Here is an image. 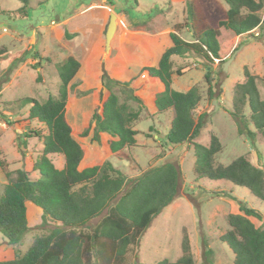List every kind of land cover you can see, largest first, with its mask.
I'll return each mask as SVG.
<instances>
[{"label":"rangeland","instance_id":"rangeland-1","mask_svg":"<svg viewBox=\"0 0 264 264\" xmlns=\"http://www.w3.org/2000/svg\"><path fill=\"white\" fill-rule=\"evenodd\" d=\"M190 1L34 0L26 18L0 15V47L6 46L8 50V56L0 61V151L6 163V167L0 170V193L8 184L7 172H12V179L18 169L30 172L32 179L38 178L32 168L43 152V144L35 137L27 138V133L38 131L47 135L48 130L43 124L28 120L31 105L27 99L44 103L50 97H57L61 84L58 66L73 56L80 61L81 68L74 80L76 88L68 97L66 119L73 137L86 152L82 167L101 166L109 161L129 182L147 170L167 163L178 164L181 170L177 199L153 220L139 243L132 248L128 263L176 262L183 255L182 242L187 238L195 264H234V253L221 240L230 230L227 218L230 214H242L240 202L264 216V203L245 188L224 181L197 179L194 147L173 146L166 140L172 112L152 115L154 98L164 91V87L146 73L141 74V70L157 60L170 44L168 36L174 26L186 23ZM196 1L207 19L217 21L224 17L227 7L222 0ZM261 1L264 4V0ZM21 7L22 3L17 0H0V12H14ZM112 12L118 17L117 29L111 49L106 53L105 35ZM224 32L220 42L224 54H221V60H215L211 65L217 76L222 72L217 79L218 83L221 80L217 87L218 100L209 101L208 84L204 78L207 66L195 55L173 60L174 69L185 68L187 71L181 77H174L172 88L184 92L193 87L199 89L202 101L195 119L203 114L208 116L206 127L196 142L206 146L211 134L219 138L222 150L216 156V164L229 165L245 156L258 166V153L264 157V136L258 135L254 143L241 136L230 111L234 87L244 81L245 69L263 79L259 82V89L264 97V38L235 37L229 31ZM181 36L192 41L186 28ZM238 44L242 45L234 52ZM222 60L226 61L220 65ZM104 72L114 79L131 82L146 107L134 124L138 131L137 146L118 154L110 152L112 138L109 135H102L100 144L91 143L94 114L102 113L108 97L102 87ZM84 92L89 94L82 95ZM246 113L250 115L248 109ZM90 127L89 136L81 138ZM51 159L56 166H63L62 156ZM128 185L122 193L130 187ZM218 193L223 196L217 197ZM250 220L257 228L262 226L258 220ZM27 221L31 231L22 245L13 248L14 253L26 251L35 237L48 234L54 226L49 223L41 229L43 211L32 203L27 204ZM99 221L95 220L91 227ZM3 242L6 239L0 233V248L6 251L5 256L0 252L3 253L0 262L9 261L10 257Z\"/></svg>","mask_w":264,"mask_h":264},{"label":"trees","instance_id":"trees-1","mask_svg":"<svg viewBox=\"0 0 264 264\" xmlns=\"http://www.w3.org/2000/svg\"><path fill=\"white\" fill-rule=\"evenodd\" d=\"M17 1L22 3L20 9L2 11L0 15L28 17L29 6L34 0ZM222 1L227 7L224 17L214 21L205 17L196 0H191L186 23L176 24L170 33L171 47L164 51L157 67H145L141 74L146 73L164 87V91L154 98L152 115L172 112L166 140L173 146L194 147L197 179L224 181L245 188L264 203L262 154L258 153V166L245 156L238 157L229 165L216 164V156L222 150L219 138L211 134L206 146L196 142L206 127L208 116L203 114L195 119V112L202 101L199 89L193 87L184 92L172 88L174 77H181L187 71L185 68L174 69L173 60L195 55L207 66L204 78L208 84L209 101L218 100L217 87L221 83L218 80L222 72L217 76L211 65L215 60H221L220 56L224 54L220 46L224 31L235 37L250 35L256 39L264 38V4L261 0ZM185 28L192 41L182 38L181 32ZM241 45L238 44L234 52ZM6 56V46L0 47V61ZM225 61H220V65ZM80 68L81 63L69 56L58 66L61 83L58 96L50 97L44 103L27 99L31 105L28 120L43 124L48 134L42 135L38 131L27 133V138L35 137L43 144V152L32 168V172L38 175L37 179H32L31 173L22 169L15 171L14 179L12 172L6 174L8 184L0 193V233L7 245L14 248L22 245L31 231L27 221V203L43 211L41 229L49 223L54 226L48 234L35 237L24 253L15 251L13 260L0 264H129L132 248L139 243L153 220L177 199L182 178L178 164L167 163L151 168L130 182L109 161L101 166L82 167L86 152L73 137L66 119L68 97L76 88L72 82ZM262 81L245 69L244 81L236 84L233 90L230 115L238 125V133L252 143L258 135L264 136V97L259 89ZM102 87L108 92V97L102 113L94 114L91 143L100 144L101 136L109 135L112 138L109 141L110 152L118 154L137 146L138 131L134 124L146 107L131 82L114 79L104 72ZM87 94L89 92L82 93ZM90 132L91 127L83 132L81 138H87ZM56 155L63 157V169H58L52 161ZM5 167L0 151V170ZM128 184L130 187L122 193ZM221 195L223 193H218L217 197ZM227 197L236 200L231 195ZM239 208L242 214L228 216L230 230L221 240L234 253V264H264V216L242 202ZM250 218L258 220L262 226L257 228ZM97 219L100 221L91 227ZM182 252V257L176 262L164 260L159 264H195L187 238L182 242Z\"/></svg>","mask_w":264,"mask_h":264},{"label":"water","instance_id":"water-1","mask_svg":"<svg viewBox=\"0 0 264 264\" xmlns=\"http://www.w3.org/2000/svg\"><path fill=\"white\" fill-rule=\"evenodd\" d=\"M10 27V26H8ZM117 29V15L115 13H111V17H110V23L108 26V29L106 31V35H105V47H106V53H109L110 49H111V43L113 40V37L115 35Z\"/></svg>","mask_w":264,"mask_h":264},{"label":"crops","instance_id":"crops-1","mask_svg":"<svg viewBox=\"0 0 264 264\" xmlns=\"http://www.w3.org/2000/svg\"><path fill=\"white\" fill-rule=\"evenodd\" d=\"M114 13V12H113ZM117 15V14H116ZM118 18V17H117ZM11 27V26H10ZM168 37H170V34H169V36ZM171 40V39H170ZM172 42H170V44L168 43V46H167V48L166 49H168L169 47H171V44ZM166 49H164L161 53H160V55L158 56V58H157V60H155L152 64H150L149 65V67H157L158 66V63H159V61H160V58H161V56H162V54L164 53V51L166 50ZM68 58V57H67ZM75 58V57H74ZM78 60V59H77ZM79 61V60H78ZM80 62V61H79ZM76 78V77H75ZM75 80V79H74ZM124 82V81H123ZM72 83H74V81L72 82ZM71 83V84H72ZM103 135H106V134H103ZM106 136H108V135H106ZM86 162V161H85ZM85 162H83V164L85 163ZM63 166H64V163H63ZM63 166H57V168L58 169H63ZM88 167V166H87ZM87 167H85V168H87ZM19 170V169H18ZM17 171V170H16ZM28 204V203H27ZM27 204H26V207H27ZM40 215V214H39ZM7 242V241H6ZM6 242H3V245H5V247L7 248V250L9 251V260H13L14 258H15V253H14V250H13V248L14 247H11V246H9V245H7V243ZM5 248V249H6ZM0 252H3L4 253V256H5V252L6 251H3V250H1V248H0ZM25 252V251H24ZM23 252V253H24ZM3 253H0L1 255H3ZM8 253V252H7ZM6 256H8V254H6Z\"/></svg>","mask_w":264,"mask_h":264}]
</instances>
